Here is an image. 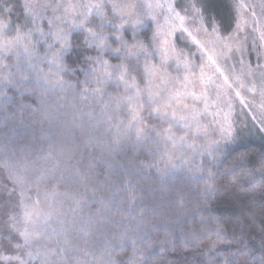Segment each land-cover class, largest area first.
Returning <instances> with one entry per match:
<instances>
[{"label": "snow or ice", "instance_id": "6c2138e0", "mask_svg": "<svg viewBox=\"0 0 264 264\" xmlns=\"http://www.w3.org/2000/svg\"><path fill=\"white\" fill-rule=\"evenodd\" d=\"M249 122L264 0H0V264H264Z\"/></svg>", "mask_w": 264, "mask_h": 264}, {"label": "trees", "instance_id": "16d2710c", "mask_svg": "<svg viewBox=\"0 0 264 264\" xmlns=\"http://www.w3.org/2000/svg\"><path fill=\"white\" fill-rule=\"evenodd\" d=\"M252 125V124H251ZM241 128V144L248 150L260 152L264 150V135L258 131V126H248V129Z\"/></svg>", "mask_w": 264, "mask_h": 264}, {"label": "rangeland", "instance_id": "374dc122", "mask_svg": "<svg viewBox=\"0 0 264 264\" xmlns=\"http://www.w3.org/2000/svg\"><path fill=\"white\" fill-rule=\"evenodd\" d=\"M249 2H252V3H258V0H249ZM239 111H240V108H239V105L237 104V106H236V112L235 113H233V118L236 120V122H237V124L239 125V122H240V120H242L243 119V117L242 116H237L236 115V113H239ZM242 128H244L243 127V125H240ZM248 126H252L251 125V122H249V124H248ZM259 127V126H258ZM245 129H248V128H245ZM263 135H264V133H262Z\"/></svg>", "mask_w": 264, "mask_h": 264}]
</instances>
